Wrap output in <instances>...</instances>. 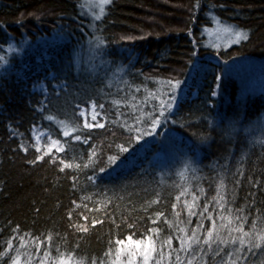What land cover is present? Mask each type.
Segmentation results:
<instances>
[{"label":"trees","instance_id":"16d2710c","mask_svg":"<svg viewBox=\"0 0 264 264\" xmlns=\"http://www.w3.org/2000/svg\"><path fill=\"white\" fill-rule=\"evenodd\" d=\"M216 20L248 39L210 38ZM13 46L0 56V264L17 250L22 264H143L129 236L151 237L149 264H264V243L241 250L236 231L264 234V94L243 84L264 77V0H111L99 21L83 0H0V49ZM175 79L173 109L135 141ZM92 102L103 128L85 127ZM35 127L64 150L41 160Z\"/></svg>","mask_w":264,"mask_h":264},{"label":"snow or ice","instance_id":"6c2138e0","mask_svg":"<svg viewBox=\"0 0 264 264\" xmlns=\"http://www.w3.org/2000/svg\"><path fill=\"white\" fill-rule=\"evenodd\" d=\"M95 2V7L99 9V12H93L92 15L94 16V19L96 21H99L102 19V17L105 15V6L107 4H109L111 2V0H94ZM215 19V18H214ZM217 25L219 26L220 22L219 20H216ZM224 32L228 33L231 37H233V40L231 41V43H236L239 44L242 40H247L248 39V35L247 33H245L244 31H240V30H235L233 27H223L222 29ZM126 39H133V37H127ZM105 41H103L100 37H96V44L97 46L104 44ZM217 80H220V77H216ZM169 88H170V92L172 93V95H170L168 97L167 102H161L160 104V111H159V115H157L154 119H151L150 123H148V126L144 129H141L140 127H137L135 129L137 135L134 137L135 141H140L142 140L145 136H151L153 135V133L156 132V130L161 126L162 124V118L165 117V113L168 112V110L173 109L174 107V101L176 100V96L175 93L176 91L181 87L182 81H180L179 79H175V80H169L168 82ZM212 96H216L217 92L213 91L211 93ZM93 109L95 108V105H92ZM83 116V112L80 113ZM92 120L96 121V114L95 112H93L92 114ZM172 123H175V121H172ZM97 125L95 124H89V123H85V127L87 128H92L95 127ZM99 127L103 128L104 125L102 123L98 124ZM64 136H68L69 133L68 132H64L63 133ZM158 134V133H157ZM81 139V137L79 135H77L75 137V140L79 141ZM84 143H87V141L85 140ZM131 143V142H129ZM119 152H123V153H127L128 152V147H121V146H117ZM25 151H27V149H25ZM60 151H63V149L61 148ZM93 155H95V152H93ZM40 159H43V156L40 157ZM108 162L109 165H115L119 159V155H111L108 156ZM100 172H105L106 169L105 168H100L99 169ZM221 187H223V185H221ZM205 211H207V209H205ZM193 214L190 212V215ZM221 227H223V225H221ZM216 228V224L215 222H213V229ZM236 231H240L243 233V235L240 238V245H241V250L243 249V246L245 244V240L244 237H249V240L247 241L248 245H249V251H251V249L253 247L259 248L261 243H264V234H259L257 233V242L255 244H253L252 238H251V233L249 232H244L243 228H239L236 229ZM196 233H193V236H195ZM212 236H213V231L209 230L207 233V239L205 240V243H208L209 246L210 245V241L212 240ZM127 242L130 245H134L136 249H141V246L144 245L143 249L140 251H130L129 255L130 257H135L137 255L142 256L143 257V264H149V259L151 254L155 251V249L152 247V242H151V237H148V243L145 245L143 240H133L131 236L127 237ZM235 242V241H233ZM117 243L123 245L125 244V241H117ZM170 243V242H169ZM181 246H184V241L181 240ZM189 247H191V244L188 245ZM12 249V244L10 242L7 243V250H11ZM7 250L4 253V255H7ZM121 251H123V249H121ZM218 254V253H217ZM47 253L45 254V256L47 257ZM22 254L19 250L16 251V254L14 257L11 258V264H22V260H21ZM180 258L179 256H177V261L179 262ZM31 261V257H28V262L30 264ZM229 261L230 264H235L234 261H231V258L229 257ZM59 264H70L69 261H66L64 259H61L59 261ZM128 264H134V259H130ZM188 264H192V261H189Z\"/></svg>","mask_w":264,"mask_h":264},{"label":"rangeland","instance_id":"374dc122","mask_svg":"<svg viewBox=\"0 0 264 264\" xmlns=\"http://www.w3.org/2000/svg\"><path fill=\"white\" fill-rule=\"evenodd\" d=\"M108 5V4H107ZM106 5V6H107ZM105 6V9H106ZM83 8L85 12L87 13V16L89 15L92 20L95 21L94 16L92 15L93 12H99V9L95 7V2L94 0H83ZM223 27H227L225 25H219L215 29L211 30L210 33V38L215 39L216 41H223V39H229L231 36L224 32L222 29ZM15 49V46L12 48H7L6 52H4V49H0V56L3 57L5 54H9L11 51ZM256 65V64H255ZM254 72H250L251 76L244 78L243 84L244 86H248V89L251 91L255 92H261L264 94V77H255ZM51 79H54V76L50 77ZM65 85H55L57 89L64 87ZM36 90L39 92L43 93L45 97L47 98L49 91L47 87V83L45 81H42L38 83L35 86ZM95 105V108L93 109L92 105ZM83 112V118L84 124L89 123V124H95L98 126V124L101 123L100 116H101V110L98 105L95 103H89L85 107L80 108V113ZM95 112L96 114V121L92 120V114ZM33 134H34V147L39 151L40 156H47L49 154H54L57 152H61L60 149L62 148L64 150L65 146L62 142L56 140L53 138L49 132L41 129L40 127H35L33 129ZM40 264H49V263H40ZM54 264H59V263H54Z\"/></svg>","mask_w":264,"mask_h":264}]
</instances>
